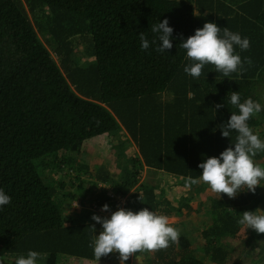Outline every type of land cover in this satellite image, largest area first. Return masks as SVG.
<instances>
[{"label": "trees", "instance_id": "trees-1", "mask_svg": "<svg viewBox=\"0 0 264 264\" xmlns=\"http://www.w3.org/2000/svg\"><path fill=\"white\" fill-rule=\"evenodd\" d=\"M164 19L173 28V47L158 52L152 26ZM205 22L249 38L248 50L234 47L251 66L244 63L245 71L228 77L211 64L199 78L185 73L192 61L179 43ZM263 80L264 0H0V189L11 198L0 206V260L15 264L29 251L43 255L37 264L95 260L93 223L64 215L65 189L81 176L100 185L92 201L102 206L112 205L110 188L125 197L126 209L167 215L173 207L156 185L140 182L143 174L198 178L200 163L235 143L238 133L229 140L218 127L238 114L231 92L241 102L261 103ZM248 124L263 139L264 109ZM118 135L122 142L114 140ZM97 138L111 141L110 155L92 172L80 154ZM128 143L133 155L114 179L107 168L122 169ZM263 196L264 187L234 199L214 194L197 248L181 234L178 244L133 257L146 264H206L195 256L200 253L209 264H264V234L238 223ZM227 239L236 242V253L223 244Z\"/></svg>", "mask_w": 264, "mask_h": 264}, {"label": "clouds", "instance_id": "clouds-1", "mask_svg": "<svg viewBox=\"0 0 264 264\" xmlns=\"http://www.w3.org/2000/svg\"><path fill=\"white\" fill-rule=\"evenodd\" d=\"M152 32L158 34L160 42L156 51L172 49L173 28L169 26L167 19L154 24ZM140 40L141 49L147 50L150 42L143 33L140 34ZM179 44L186 50L187 58L192 61L190 66L184 67V72L193 78L203 75L202 70L206 64L213 65L224 77L245 71L244 63L249 66L252 64L249 57L242 61L234 47L238 46L241 51L248 50L251 46L249 38H242L239 33L232 32L227 27L221 28L214 22H205L202 28L196 29L193 35L182 39ZM230 103L238 108V114L231 113L227 122L218 127L221 136L229 140L233 131L238 133L235 143L230 142L218 157H208L200 163V176L187 178L186 186L203 182L219 197L223 194L234 199L245 190L255 194L258 187H264L261 185V181H264V166L255 160L258 153L264 152V140L248 124L264 106L250 97L241 102L238 91L231 92ZM223 106L216 104L215 109ZM10 202L11 198L0 189V206ZM101 211L108 212L109 205L104 204ZM91 219L102 227L91 245L97 264L101 257L109 254L117 253L120 264H124L136 253L156 252L179 243L180 230L172 226L169 217L148 207L138 211L119 207L109 217L93 214ZM238 223L244 225L245 229L250 228L258 234H264V210L257 208L254 211H244ZM91 228L95 231L94 226ZM42 258L41 253L29 251L26 256L20 255L15 264H37Z\"/></svg>", "mask_w": 264, "mask_h": 264}, {"label": "rangeland", "instance_id": "rangeland-1", "mask_svg": "<svg viewBox=\"0 0 264 264\" xmlns=\"http://www.w3.org/2000/svg\"><path fill=\"white\" fill-rule=\"evenodd\" d=\"M51 54H52V58L57 62L54 54L53 53H51ZM257 95L259 96L261 103L264 105V80H263V85L257 91ZM254 132H256V131H254ZM259 132L263 133L264 127L259 129ZM114 140L122 142L123 137L121 135H118L116 137V139H114ZM262 140H264V138ZM86 142L88 144L86 143V147L81 151L82 157H83L82 162H84L85 157H87V163L89 164V167L93 172L94 170L96 171V169L98 167L97 163L99 162V160H102L105 163V159L110 155V152H109L110 149L109 148H110L111 141L108 140L107 138L106 139L105 138H97V139H93L91 141H86ZM133 151H134L133 144L128 143V145H126L124 148L125 157L123 158L124 159L123 160L124 166L122 167V169L113 168L114 164L113 163L111 164L110 162L107 161L106 164H111L110 167H111L112 172H113L112 175L115 176L116 179L119 178L121 170L122 171L127 170L129 160L133 155L132 154ZM261 154H264V152L258 153L257 154L258 157L256 156L255 160L259 164H261V166H263V158H262ZM90 157H91V160H90ZM116 157H118V156H116ZM118 160H119V162L121 161L120 158ZM100 165H102V164H100ZM103 167L106 168L107 166L104 165ZM70 177L71 176H69V179H71ZM144 178H146V180H148L147 182L149 184L156 185L157 186V192H158L160 190L165 189V184H166V182L168 183L170 181L171 177L163 175L161 173H155L154 175H152V174L148 175L146 172V175L143 174V176L141 177L140 182L143 181ZM172 181H173L174 185L170 184L169 187H171V186L176 187L175 185L180 184V181L178 182L174 179ZM183 182H186V180H183ZM87 184H90V183L88 181H86L81 176V181L76 183L74 188L69 189V187H67V189H65L66 193H67V199L70 202L74 201V200H76V202H82L81 199L83 198V202H87L88 205H90L92 198L97 197L99 195V192L101 191V187H100V185L98 186V184H95V183L90 184V187ZM187 188H188V191H187ZM108 192L114 193V191L110 188H109ZM131 192H133V191H131ZM171 194L175 199H178L181 197H184L186 199V201L193 199L190 204H186L185 208H187V209H184V210H187L189 215L193 214V212H195V210H197V209L199 210L198 213L200 215L204 209H206L205 213H207L209 211V206H208L209 205V199L214 195V193H212L211 190L209 189L208 185H206L203 182L202 183L200 182L198 184H193V185H191V187L178 188L177 191L173 190L171 192ZM108 195H109V193H107V196ZM162 195H163V192H162ZM160 198H161V196H160ZM263 198H264V196H263ZM198 205H200V206H198ZM258 208L260 210H264V200L262 202H260V204L258 205ZM73 209H75V208L73 207ZM64 215L67 216L66 211H65ZM92 215H93V213L91 214V216ZM167 216L169 217L170 221L172 222V226L178 229L179 226H178L177 221L179 222V220L182 219V216L176 214L175 208H173V210L170 211ZM95 224H97V223H95ZM97 228H98V232H96V235L98 236L99 233L102 231V227L100 224H98ZM202 228L203 227H201V229ZM190 240H191L194 248H197L199 246L200 235H199L198 230H196L190 234ZM223 244L225 246H228L229 249H233V253H236V251H235L236 242L235 241L227 239ZM197 255L200 257L201 254L197 253ZM200 258H203V257H200ZM64 259H66V258H63V260L60 261V264H79V263H77V261H74L73 259H66V260H64ZM246 261H247L246 264H252L251 261H248V260H246ZM86 262H88V264H97L96 260L91 261V262H89V261H86ZM0 264H12V263L7 258H2L0 260ZM98 264H120L119 256L117 253H113V254H109L108 256L101 257ZM130 264H146V262L144 261L142 256H140L139 258L138 257H131Z\"/></svg>", "mask_w": 264, "mask_h": 264}, {"label": "crops", "instance_id": "crops-1", "mask_svg": "<svg viewBox=\"0 0 264 264\" xmlns=\"http://www.w3.org/2000/svg\"><path fill=\"white\" fill-rule=\"evenodd\" d=\"M80 156H81V159H82L83 158L82 157V154H80ZM90 160H91V157H90ZM82 163H84L85 165L89 166V164L87 163V157H85V160ZM103 163L104 162L102 160H99V162L97 163V166H99L100 164H103ZM113 168L117 169L115 167V165H114ZM89 169H90V167H89ZM107 170H108L109 176L112 177V178H115V176L112 175L113 172H112V169H111L110 166L107 168ZM145 175H146V173H145ZM172 180H173V178H170V181L168 183L166 182V184H165V189L164 190H161L163 192V195H162L163 197L162 198H164L166 201H168L169 204H170V206H172L173 208H175L176 214L182 216V219L179 220V222L177 221L178 226H179L178 229L180 230V235L181 234H184V235H186L187 238L190 239V234L192 232H194L196 230H198V232H199L201 230V227H203V225H207L209 217H208V214L205 213V210L206 209L203 210V212L201 213V215L198 213L199 212L198 209L195 210V212H193V214H190L189 215L188 212H187V210H184V209H187V208H185L186 204H190L191 202L190 201H187L186 202V199L184 197L175 199L172 196V194H171V192L173 190H176L177 191L178 188L187 187L185 185L186 182H183V180H180V184L179 185H175L176 187H173V186L169 187L170 184H173V181ZM187 191H188V188H187ZM106 194H107V192H106ZM198 206H200V205H198ZM64 208H65V211H66L67 216L71 220L78 219V221H80V222H85V223L91 222V223H93V226L95 228V231L94 232H95V235H96V232H98V228H97L98 227V224H95L96 222L91 219L92 212H91V210L88 209V203L87 202H83L82 201L81 206L74 207L75 209H73L72 203L67 199L64 202ZM65 211H64V213H65ZM195 256L198 259H200L201 261L205 262L206 264H209L203 258H200V257H203V255L202 256L200 255V257H199L197 254H195ZM67 259H72V258H67ZM62 260H63V258H62ZM64 260H66V259H64ZM73 260L74 261H77V263H79V264H88V262L83 261V260H75V259H73ZM89 262H91V261H89Z\"/></svg>", "mask_w": 264, "mask_h": 264}, {"label": "built area", "instance_id": "built-area-1", "mask_svg": "<svg viewBox=\"0 0 264 264\" xmlns=\"http://www.w3.org/2000/svg\"><path fill=\"white\" fill-rule=\"evenodd\" d=\"M107 193H109L107 197L110 199V203L112 204L111 206L109 205V211L108 212L101 211L102 205H100L98 201L94 200L91 201L90 205H88V209L91 210L93 214H96L101 217H108L111 215V212L116 211L119 207L125 206V197L116 195L108 191ZM81 204L82 202H76V200L72 202L73 207H79L81 206Z\"/></svg>", "mask_w": 264, "mask_h": 264}]
</instances>
